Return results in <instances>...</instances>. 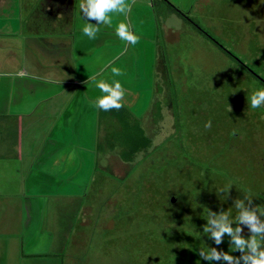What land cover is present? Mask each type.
Listing matches in <instances>:
<instances>
[{
  "label": "rangeland",
  "instance_id": "rangeland-1",
  "mask_svg": "<svg viewBox=\"0 0 264 264\" xmlns=\"http://www.w3.org/2000/svg\"><path fill=\"white\" fill-rule=\"evenodd\" d=\"M163 2L159 13L160 30L165 24L168 40L161 45L167 78L159 77V86L144 80L148 95L161 103V118L156 119L161 126H152V114L141 98L132 106L153 129L155 146L128 163L102 140L89 151L84 172L77 173L75 163L72 179H58V193L49 204L53 242L33 264H184L181 256H161L198 251L205 244L229 250L227 235L215 245L203 233L207 208L227 210L243 198V190L253 196V206L264 205V109L248 108L247 99L264 87L249 73L264 78V4ZM10 20L17 25V16L6 19L0 13V24ZM117 20L125 18L117 15ZM28 31L22 28V37L0 35V57L6 60L13 50H23L18 49L22 43L32 53V41L24 36ZM76 91L71 102L82 105ZM83 116L80 126H88L94 146L101 134L92 115L87 120ZM228 186L227 198L221 200L224 194L217 188ZM243 234L250 235L246 226Z\"/></svg>",
  "mask_w": 264,
  "mask_h": 264
},
{
  "label": "crops",
  "instance_id": "crops-1",
  "mask_svg": "<svg viewBox=\"0 0 264 264\" xmlns=\"http://www.w3.org/2000/svg\"><path fill=\"white\" fill-rule=\"evenodd\" d=\"M68 1L66 6L67 0H0L2 16L18 19L17 25L11 20L0 24V35L22 37L25 28V41H32V53L25 52L22 43L18 49L23 50H13L6 60L0 57V68L5 69H0V264H33L50 250V196L58 193L54 185L58 179H72L74 164L79 166L86 152L80 149L77 154L69 139L77 132L80 142L84 140L74 116L84 104L85 109L92 104L86 119L91 114L94 126H99L95 102L103 94L88 82L101 73L111 82V67L117 66L124 74L115 79L132 87L137 81L132 60L137 50L143 59L136 85L140 82L137 89H143L146 77L153 82L156 50L168 42L159 13L166 0H127L126 21L140 36L135 45L116 36V16L111 26H99L95 39L84 36L79 0ZM129 47L133 54L120 59ZM75 90L82 105L71 102ZM122 103L128 106L124 98Z\"/></svg>",
  "mask_w": 264,
  "mask_h": 264
},
{
  "label": "clouds",
  "instance_id": "clouds-1",
  "mask_svg": "<svg viewBox=\"0 0 264 264\" xmlns=\"http://www.w3.org/2000/svg\"><path fill=\"white\" fill-rule=\"evenodd\" d=\"M259 4H264V0H259ZM129 9L130 4L127 0H79V12L86 21L81 25L80 30L84 36L95 39L100 31V25L111 26L114 16L123 15L125 20L115 25V34L122 41L135 45L140 36L126 22ZM111 73L113 76L111 82L104 78L94 81V86L103 94L97 97L96 107L104 111L123 107L125 89L121 80L115 77H122L124 73L117 66L111 67ZM247 99L248 108L264 109V87L254 89L250 96L247 95ZM206 126L210 127L211 122L209 121ZM231 186L217 188L218 193L224 194L220 197L221 200L227 198ZM243 192V198L235 199L233 206L227 210L214 212L207 208L206 214H202L206 220L203 233L214 240L215 245H220L225 235L229 237L228 251L207 244L200 248V257L209 264H216V262L219 264H264V205L253 206V196H250L247 191L243 190ZM245 226L250 235L243 234ZM236 251H239L241 255L234 256L232 253Z\"/></svg>",
  "mask_w": 264,
  "mask_h": 264
},
{
  "label": "flooded vegetation",
  "instance_id": "flooded-vegetation-1",
  "mask_svg": "<svg viewBox=\"0 0 264 264\" xmlns=\"http://www.w3.org/2000/svg\"><path fill=\"white\" fill-rule=\"evenodd\" d=\"M68 3H69V1L67 0L66 6H68ZM130 48H133V47L127 48L124 51V53L121 54L120 59L123 58V60H124L127 57L128 53L133 54L132 49H130ZM157 51H158V53H157ZM162 52H163V49L160 47L159 50H156V53H155V54H157V60H156L157 64L155 66L157 74H155V76L153 77V82H156V80L158 79L159 76L162 79L167 78V75L165 72V64H163V62H162V60H163L162 56L164 55V54H162ZM158 56H159V58H158ZM142 59H143V54L141 53V51L135 50V52L132 56V60L135 62V64H137V66H136V69L134 70L133 77L135 79H137V81H138V73L141 71ZM249 73L251 75H253L257 80H259L257 78V76H255L252 72L249 71ZM105 75L106 74H104V73H101L100 75H96L95 77H93L88 82L89 85L91 83L94 84L95 80H98L101 78H106ZM145 79H147V77ZM148 79H149V77H148ZM137 81L135 80L134 82L137 83ZM136 83H133V86L129 87V88L126 87L125 85H123L124 89H125L124 99H125L126 104H128V106L122 107L123 108L122 110L121 109H111L108 111H104V110L98 108L97 112H98L99 126H96V128H97V131H99V133L101 135H100L99 139L96 138L94 146L91 143V141H90L91 137H90L89 133L87 132L88 126H80L81 125L80 122L83 123V118L85 117L83 115H87V113H88L87 110L92 111L93 105L90 104L89 108L86 109V111L84 110L85 111L84 113H83V111H81L83 113L82 116L80 114L81 112L78 113L76 115V117L74 116L75 129H80L79 132L81 133L84 140L81 141L82 143L80 142V140L77 136V132H73V135L69 139H70V141H72V144L75 147L74 150H75V152H77V154H78V151L80 149H82V150L84 149L86 151V152H84L85 155H84V159L82 158V163H80L78 166L79 170H76L77 173L80 170H81V172H84L85 169L89 167V165H90V159L88 158L89 151H91V149L94 151V149L99 147L102 140H106L105 146L110 147L108 140H110V137H112L113 133L117 134V142H118V141H121V136H125L127 131L132 130L133 132L134 131L136 132L137 126H139L140 129H142L145 132L144 136H146L147 140L150 142L148 149L141 151L139 153H143L146 155V154H148L149 150L155 146L154 145V138L151 134L153 132V129H150V126H145L140 121L139 118H140L141 114H139V113L137 114L136 112H134L132 109V106L137 104V100L141 98L146 104L144 110L149 109L148 115L152 114V123H154L152 126H161L160 123H158V124L156 123V119L161 118V117H158L160 114V110L162 108L161 103L158 99H154V98L150 97L147 93L148 90L145 89L144 86H142L143 89H140V90L137 89L140 86L139 85L140 82L137 85H136ZM158 83L159 82H156L157 86H159ZM88 116H91V114ZM123 116L125 118H123ZM103 118H104V120H103ZM87 119H89V118H87ZM91 119H92V117H91ZM124 119L127 120V122L125 124L122 123V121ZM114 121H115V125H114ZM173 126H175V125H173ZM130 134L132 136V133H130ZM163 142H165V141H163ZM163 142H162V144L164 145ZM82 144H83V146H81ZM117 144H118L117 150H116L117 156L124 159L123 152L127 153V149L125 148V146L123 144H121V143H117ZM162 144L160 146H162ZM139 153L136 154V156L134 157L133 160L127 161L126 159H124V161L128 162V163L133 162L138 157ZM261 156H262V158L264 157L263 154ZM180 190L183 191V194H186L185 188L180 189ZM177 200L178 199L176 197H173L171 199L172 203H176ZM232 254L234 256L241 255L240 252H233ZM172 255H176L174 257L181 256L179 258H182L185 260L184 264H209L208 261L203 260L200 257L199 250L198 251L190 250L188 252H179V251L170 252V253H167L166 255L165 254L162 255L161 257L165 258V257H169ZM216 264H219V262H216Z\"/></svg>",
  "mask_w": 264,
  "mask_h": 264
},
{
  "label": "trees",
  "instance_id": "trees-1",
  "mask_svg": "<svg viewBox=\"0 0 264 264\" xmlns=\"http://www.w3.org/2000/svg\"><path fill=\"white\" fill-rule=\"evenodd\" d=\"M253 76V75H252ZM259 81V80H258ZM262 85H264L263 82L259 81ZM121 110L123 108H120ZM123 118H125L123 116ZM127 120H123L122 123H126ZM132 133V136L131 134ZM145 132L140 129L139 126H137L136 132L134 131H127L125 136H121V141L117 142V134L113 133L112 137H110V140H108L110 148L117 150V143H121L125 146L127 149V153H124V159L127 161H131L134 159L137 153L144 151L148 149L150 142L147 140L146 136H144Z\"/></svg>",
  "mask_w": 264,
  "mask_h": 264
},
{
  "label": "water",
  "instance_id": "water-1",
  "mask_svg": "<svg viewBox=\"0 0 264 264\" xmlns=\"http://www.w3.org/2000/svg\"><path fill=\"white\" fill-rule=\"evenodd\" d=\"M252 73L254 74V72H252ZM254 75L257 76V78L264 83V78L262 76H260V75L258 76V75H256V73Z\"/></svg>",
  "mask_w": 264,
  "mask_h": 264
}]
</instances>
